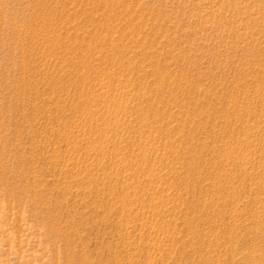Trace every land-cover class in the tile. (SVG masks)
I'll use <instances>...</instances> for the list:
<instances>
[{
	"label": "rangeland",
	"instance_id": "1",
	"mask_svg": "<svg viewBox=\"0 0 264 264\" xmlns=\"http://www.w3.org/2000/svg\"><path fill=\"white\" fill-rule=\"evenodd\" d=\"M0 264H264V0H0Z\"/></svg>",
	"mask_w": 264,
	"mask_h": 264
}]
</instances>
